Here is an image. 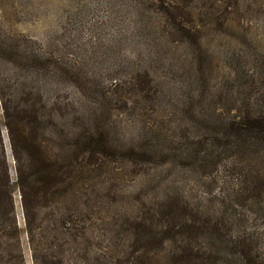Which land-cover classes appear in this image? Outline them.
I'll return each instance as SVG.
<instances>
[{
	"label": "trees",
	"instance_id": "16d2710c",
	"mask_svg": "<svg viewBox=\"0 0 264 264\" xmlns=\"http://www.w3.org/2000/svg\"><path fill=\"white\" fill-rule=\"evenodd\" d=\"M83 2L0 27V264H264V0Z\"/></svg>",
	"mask_w": 264,
	"mask_h": 264
},
{
	"label": "rangeland",
	"instance_id": "374dc122",
	"mask_svg": "<svg viewBox=\"0 0 264 264\" xmlns=\"http://www.w3.org/2000/svg\"><path fill=\"white\" fill-rule=\"evenodd\" d=\"M79 4L80 0H0V27L45 46L57 45L62 40L63 27L68 28L67 18ZM93 8L96 11L99 7ZM89 19L93 21L94 17L90 15ZM260 33L264 37V31ZM205 192L207 186L200 184L199 193Z\"/></svg>",
	"mask_w": 264,
	"mask_h": 264
}]
</instances>
